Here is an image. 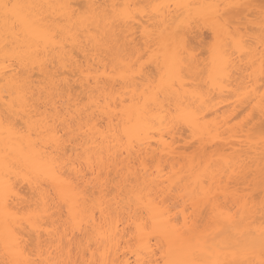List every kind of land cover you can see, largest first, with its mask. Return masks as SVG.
I'll return each instance as SVG.
<instances>
[{
	"label": "bare ground",
	"instance_id": "obj_1",
	"mask_svg": "<svg viewBox=\"0 0 264 264\" xmlns=\"http://www.w3.org/2000/svg\"><path fill=\"white\" fill-rule=\"evenodd\" d=\"M2 4L0 264L258 255L264 0Z\"/></svg>",
	"mask_w": 264,
	"mask_h": 264
},
{
	"label": "snow or ice",
	"instance_id": "obj_2",
	"mask_svg": "<svg viewBox=\"0 0 264 264\" xmlns=\"http://www.w3.org/2000/svg\"><path fill=\"white\" fill-rule=\"evenodd\" d=\"M24 7H25L24 5H20V4L0 5V8H2L4 11V18L6 22L11 17L18 16L19 15L18 10ZM124 7L127 8L131 6H124ZM260 24L262 31H264V18L261 19ZM262 71H264V66H262ZM161 80H163V76L161 77ZM261 184L264 185V169L261 170ZM12 197H13V193L9 187L5 186L3 189H0V199L3 200L5 210L8 209L9 201L12 199ZM260 207L262 214H264V199L261 200ZM17 264H21V262H17ZM24 264H41V262L28 261V262H24ZM48 264H65V262L57 260L54 262L49 261ZM67 264H71V261H68ZM156 264H159V261H157ZM165 264H175V262L166 261ZM232 264H264V227H262L261 230V239L259 242L258 255H257L256 244L254 242L246 243L240 247L238 257L232 261Z\"/></svg>",
	"mask_w": 264,
	"mask_h": 264
},
{
	"label": "rangeland",
	"instance_id": "obj_3",
	"mask_svg": "<svg viewBox=\"0 0 264 264\" xmlns=\"http://www.w3.org/2000/svg\"><path fill=\"white\" fill-rule=\"evenodd\" d=\"M153 246H155V243L152 245V250H154L155 251V260L156 261H159V264H165L164 262L166 261L163 257H161V253L159 252V248L158 247H153ZM135 245L131 242V243H129V244H125V243H121V249H119V250H116V254L115 255H113V256H110V254L108 255V260H112L111 261V264H121L122 262H124L125 260H130V262H131V264H137L136 263V258H135V253L133 254H131V252L133 251V250H135ZM154 248V249H153ZM158 248V249H157ZM138 250V249H137ZM134 252H138V251H134ZM87 256L88 257V255H89V253L88 252H86L85 254H84V256ZM83 256V257H84ZM86 257H84V259H85ZM89 258H92L90 255H89ZM89 258H86L84 261L83 260H81V262L84 264L86 261V264L87 263H89ZM152 258V257H151ZM162 258L164 259V260H162ZM96 260V262L94 263V260L92 259V262H93V264H96L97 263V261L99 260L98 259V256H96V258H95ZM146 259H148L149 260V257H146ZM145 259V260H146ZM145 260H144V262H145ZM147 260V261H148ZM152 260H154L153 258H152ZM151 260V261H152ZM151 261H150V263L149 262H145V264H156V262L155 261H153V262H155V263H151ZM90 262H91V259H90ZM90 264V263H89ZM92 264V263H91ZM107 264H110V263H107Z\"/></svg>",
	"mask_w": 264,
	"mask_h": 264
}]
</instances>
